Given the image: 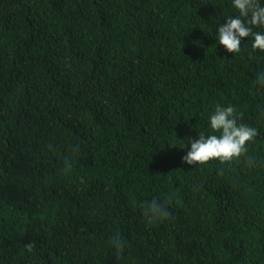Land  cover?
<instances>
[{
  "label": "trees",
  "instance_id": "obj_1",
  "mask_svg": "<svg viewBox=\"0 0 264 264\" xmlns=\"http://www.w3.org/2000/svg\"><path fill=\"white\" fill-rule=\"evenodd\" d=\"M236 15L233 0H0V264H264V50L219 44ZM217 105L258 135L231 162L187 164ZM153 199L169 218L144 216Z\"/></svg>",
  "mask_w": 264,
  "mask_h": 264
},
{
  "label": "clouds",
  "instance_id": "obj_2",
  "mask_svg": "<svg viewBox=\"0 0 264 264\" xmlns=\"http://www.w3.org/2000/svg\"><path fill=\"white\" fill-rule=\"evenodd\" d=\"M234 7L239 15L235 18L228 16L227 22L219 26L217 34L219 44L228 52L238 53L241 50V38L253 37L251 44L253 50H264V33L254 31V27L264 26V6L259 0H233ZM257 83L264 86V73L259 74ZM242 116V113L239 114ZM211 134L199 133L198 139H191V148L182 160L187 164H206L216 159L221 163L231 162L234 158H240L248 152L247 143L258 135L255 127L238 123V114L231 105L224 107L217 105L210 116ZM252 164V158L246 161ZM71 164L65 160V170H69ZM222 171V170H221ZM143 213L149 221L153 219H167L170 217L168 209L163 203L153 199L143 207ZM117 255L124 250V244L119 236L114 238ZM34 245L26 247L31 250Z\"/></svg>",
  "mask_w": 264,
  "mask_h": 264
}]
</instances>
